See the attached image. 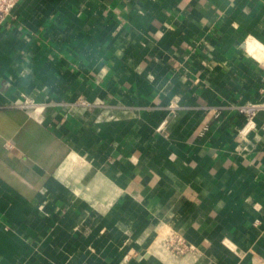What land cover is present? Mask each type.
<instances>
[{
    "label": "crops",
    "instance_id": "crops-1",
    "mask_svg": "<svg viewBox=\"0 0 264 264\" xmlns=\"http://www.w3.org/2000/svg\"><path fill=\"white\" fill-rule=\"evenodd\" d=\"M263 78L264 0H21L0 26V264H264V112L241 136L236 109Z\"/></svg>",
    "mask_w": 264,
    "mask_h": 264
},
{
    "label": "built area",
    "instance_id": "built-area-1",
    "mask_svg": "<svg viewBox=\"0 0 264 264\" xmlns=\"http://www.w3.org/2000/svg\"><path fill=\"white\" fill-rule=\"evenodd\" d=\"M21 0H0V26H2L6 19L12 14L13 10L19 4ZM261 99L257 103H249L236 106L237 111L244 115L245 125L239 130V135L245 136L255 126V117L258 113L264 112V78L260 87ZM79 105H85V101L78 99L76 101ZM21 109L39 111L44 109L43 106L36 104L33 100H26L24 103L18 106ZM217 115V112L215 113ZM166 244L170 250L177 255H184L192 251L193 247L189 245L182 237L170 236L166 240Z\"/></svg>",
    "mask_w": 264,
    "mask_h": 264
},
{
    "label": "bare ground",
    "instance_id": "bare-ground-1",
    "mask_svg": "<svg viewBox=\"0 0 264 264\" xmlns=\"http://www.w3.org/2000/svg\"><path fill=\"white\" fill-rule=\"evenodd\" d=\"M260 46L256 45V44H251L249 45V52H251L252 54H254L256 57L260 58L261 57V49H259Z\"/></svg>",
    "mask_w": 264,
    "mask_h": 264
}]
</instances>
